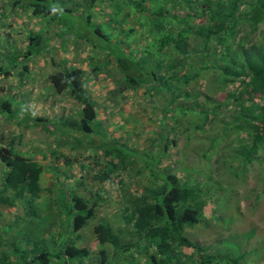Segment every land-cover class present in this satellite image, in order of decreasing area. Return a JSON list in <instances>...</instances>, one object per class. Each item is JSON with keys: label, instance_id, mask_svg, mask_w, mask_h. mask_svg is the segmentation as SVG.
I'll return each mask as SVG.
<instances>
[{"label": "trees", "instance_id": "1", "mask_svg": "<svg viewBox=\"0 0 264 264\" xmlns=\"http://www.w3.org/2000/svg\"><path fill=\"white\" fill-rule=\"evenodd\" d=\"M97 1L82 0V3L75 2L64 9L69 13H89ZM110 2L107 12L110 15L114 3L118 6L116 17L120 16L121 6L127 9L125 22L111 18L116 24L112 33L121 36L125 45L113 39L114 43H110L119 47L114 52L100 44L99 49L95 45L91 47L106 53L105 65L115 64L122 78V91L145 86L144 93L149 99L156 96L161 101L170 100L178 111L176 117L170 116L171 112H160L164 125L158 130V155L177 144L175 138H170L167 127L168 123L175 122L184 132L193 131L204 136L207 145L204 153L211 151V155H216L215 161L222 159L234 163L239 160L238 166L244 171L254 160H264V35H256L264 23V0ZM47 3L48 0H28L23 9H31V15L36 18L53 20L57 13ZM168 4L171 7H167ZM92 19V13H89L85 22L91 23ZM134 23L140 26L139 37L135 36L139 29L133 28ZM95 31L108 39L100 29ZM240 32L242 35L238 36ZM56 35L49 40L57 39ZM40 42L36 35L28 48H36ZM125 46L133 48L126 50ZM30 53L28 49L27 54ZM134 56L137 61L133 60ZM0 74L8 77L10 70L0 67ZM47 80L54 94L65 93L79 105L76 117L50 120L27 116L29 112L24 111L22 103H17L16 109L13 107L10 96L0 102V112L7 113L9 120L20 117L45 132L54 128L60 136L56 149L60 145L75 144L86 151L98 145L100 156L87 154L79 159L82 163L87 162L95 181L102 187L120 182L119 174L123 173L136 178L147 170L150 178L147 176L146 183L139 184L138 194L125 195L127 204L122 208V220L127 229L114 227L106 221H93L97 207L107 205L102 187L94 190L91 199L78 195L76 185L70 191L61 187L53 202L64 216L57 239L48 242L39 238L23 243L8 236L7 230L0 226V264H81L89 258L96 264H139L138 256L142 253L148 264L239 263L226 256L207 253L206 248L186 236L187 231L200 222L206 205L194 186L173 174L162 173L159 156L149 157L139 151V146L136 147L138 150H131L107 133L102 135L95 131L106 132L97 119L96 103L87 91L84 70H56ZM205 82L210 83L212 89L202 92L200 87ZM96 137L100 139L99 144H95ZM83 139L88 140L87 146L82 144ZM51 153L55 158L60 156L55 149ZM145 157L147 161L152 159V167L145 162ZM72 161H76V157H65L67 165ZM0 164L4 168L0 205L13 208L21 203L28 214L35 216V202L43 191L41 165L9 145L0 147ZM66 227L70 229L69 241L60 243V234ZM12 228L10 225L8 230ZM86 229L97 242L94 256L88 247L76 242ZM72 233L73 240L70 239Z\"/></svg>", "mask_w": 264, "mask_h": 264}, {"label": "rangeland", "instance_id": "2", "mask_svg": "<svg viewBox=\"0 0 264 264\" xmlns=\"http://www.w3.org/2000/svg\"><path fill=\"white\" fill-rule=\"evenodd\" d=\"M16 1L18 3L13 6ZM27 1L0 0V67L10 70L8 77L0 74V102L10 96L13 107L16 109L17 103H22L24 111L30 114L25 112L27 116L50 120L74 118L79 105L65 93L54 94L47 78L56 70L81 68L84 70L87 91L96 103L97 119L106 132L100 129L95 131L102 135L107 133L131 150L139 146V151L149 157L159 156L162 173L173 174L187 185L194 186L200 198L206 202L200 222L188 230L186 236L206 248L209 254L238 260V264H264V160H254L244 171L238 166L241 164L239 160L234 163L222 159L215 161L216 155H211V151L204 153L207 149L204 136L193 131L184 132L175 122L168 123L167 127L170 138H175L177 144L165 154L158 155V130L164 125L160 112H171L170 116L176 117V107L170 104V100L161 101L156 96L149 99L144 93L145 86L122 91V78L117 67L114 63L105 65L106 53L97 50L101 47H108L113 52L118 50V46L110 43H114L113 39L123 44L121 36L112 33L116 24L111 22V18H116V22H125L127 9L121 6V11H118L121 12L120 16L116 17L117 4L112 5L110 15L107 12L111 0H98L92 12L89 11L93 16L91 23H86L88 11L69 13L64 9L70 8L75 2L82 3V0H48L46 5L52 6L57 13L53 20L32 16L31 9H23ZM167 7H171V4ZM178 14L183 16L180 11ZM139 27L134 23V29ZM96 28L108 39L99 36ZM139 32L140 29L135 33L136 37L141 34ZM56 33L57 39L51 42L49 39ZM36 35L41 41L39 46L28 48L30 40ZM256 35H264V23L259 26ZM79 36H83V39H78ZM93 45L97 49H93ZM132 48L124 47L126 50ZM28 49L30 55L27 54ZM37 50L40 52L37 53ZM133 60L137 61L135 56ZM94 68H98L97 71ZM200 88L202 92L212 89L207 82ZM211 95L216 96L213 93ZM59 140L60 136L54 128L45 132L40 127L27 124L20 117L9 120L7 113L0 112V147L9 145L27 154L42 168L40 184L43 191L35 202V216L28 214L21 203L13 208L0 205V226L7 230L8 236L23 243L39 238H45L48 242L57 239L64 224V216L53 202L60 189L65 187L70 191L76 185L78 195L91 199L94 190L98 191L102 187L95 181L87 162L82 163L79 159V156L87 154L100 156L98 145L86 151L81 145L75 144L60 145L56 149ZM96 143H100L98 137L95 138ZM82 144L87 146L88 140L83 139ZM201 146L205 147L200 149ZM53 149L62 157L55 158L51 153ZM65 157H76V161L67 165ZM151 160L147 161L150 167L153 166ZM3 173L4 168L0 164V186ZM119 176L120 182L114 181L102 187L107 205L97 207L93 221H106L114 227L127 229L122 220V208L127 204L125 195L138 194L139 184H145L150 175L144 170L136 178L130 173ZM10 225L13 228L8 230ZM63 230L64 233L59 237L60 243L69 241L70 229L66 227ZM73 235L70 236L72 240ZM76 242L88 247L91 255H95L97 242L89 229L84 230ZM138 259L139 264H148L143 253ZM81 264L96 263L89 258Z\"/></svg>", "mask_w": 264, "mask_h": 264}]
</instances>
